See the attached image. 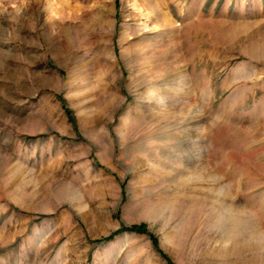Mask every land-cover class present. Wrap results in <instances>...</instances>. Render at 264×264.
Listing matches in <instances>:
<instances>
[{
    "label": "rangeland",
    "instance_id": "374dc122",
    "mask_svg": "<svg viewBox=\"0 0 264 264\" xmlns=\"http://www.w3.org/2000/svg\"><path fill=\"white\" fill-rule=\"evenodd\" d=\"M208 172L264 235V0H0V264H264Z\"/></svg>",
    "mask_w": 264,
    "mask_h": 264
},
{
    "label": "bare ground",
    "instance_id": "6f19581e",
    "mask_svg": "<svg viewBox=\"0 0 264 264\" xmlns=\"http://www.w3.org/2000/svg\"><path fill=\"white\" fill-rule=\"evenodd\" d=\"M96 19H98V21L101 20V15H98ZM207 176L212 180L214 186L209 190L208 195L214 198L212 203L218 208L214 216L220 223V229L223 234L222 239L224 241L235 239L238 242V245H236V243L230 246L233 251L237 247L245 251L252 248L259 251L264 250V235L259 230L258 225H255V220H251L252 218H249V215L244 209L230 210L226 205L229 196L227 188L221 185L219 179L214 178L209 172ZM221 251L225 254V250Z\"/></svg>",
    "mask_w": 264,
    "mask_h": 264
},
{
    "label": "trees",
    "instance_id": "16d2710c",
    "mask_svg": "<svg viewBox=\"0 0 264 264\" xmlns=\"http://www.w3.org/2000/svg\"><path fill=\"white\" fill-rule=\"evenodd\" d=\"M138 230V229H137Z\"/></svg>",
    "mask_w": 264,
    "mask_h": 264
}]
</instances>
